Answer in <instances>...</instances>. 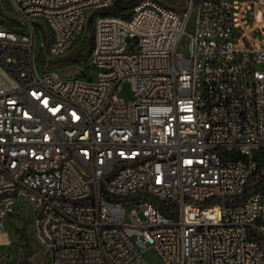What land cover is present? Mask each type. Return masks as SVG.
<instances>
[{
	"label": "built area",
	"instance_id": "2783aa9c",
	"mask_svg": "<svg viewBox=\"0 0 264 264\" xmlns=\"http://www.w3.org/2000/svg\"><path fill=\"white\" fill-rule=\"evenodd\" d=\"M9 1L0 232L28 206L49 264H264V192L234 202L264 149V1ZM93 14L87 72L62 77Z\"/></svg>",
	"mask_w": 264,
	"mask_h": 264
},
{
	"label": "rangeland",
	"instance_id": "374dc122",
	"mask_svg": "<svg viewBox=\"0 0 264 264\" xmlns=\"http://www.w3.org/2000/svg\"><path fill=\"white\" fill-rule=\"evenodd\" d=\"M161 1L170 4L178 9L183 8L186 3L185 0ZM0 14V19L3 20L6 25L11 27H17L15 24V21L17 20V14L9 0H0ZM195 19V15H193L190 19L189 27L187 29L189 33H193L194 31ZM255 25L264 26V19H262L258 15ZM257 34L259 35V39L264 41V29L262 31H258ZM181 46L187 49V42L185 41V39L182 40ZM87 49L88 41L85 42L84 45L80 48L76 47L75 49L71 50L66 56L54 61L55 63H52L50 67L57 69L58 73L62 77L71 76L75 73H81L84 71L87 72L86 68L89 63V56L86 59H83L84 61L81 62L75 61L72 57L77 52H80L81 54H86ZM37 67L39 70L41 69L39 62H37ZM120 87V97L126 100L131 99L133 96L131 81H129L128 79H124L120 83ZM260 152H262V150L258 151L257 154H259ZM262 189L264 192V186L262 187ZM31 216L32 210L28 206H26L25 210L19 216L7 217L4 220V230L0 232V264H23V261L24 264H49V258L45 252V249L33 237L31 222L29 220H26ZM23 226L25 227L26 231V243L28 247L24 259H22L23 241L17 234V231L21 230ZM147 257L152 262V264H164L160 256L153 250L147 252Z\"/></svg>",
	"mask_w": 264,
	"mask_h": 264
},
{
	"label": "trees",
	"instance_id": "16d2710c",
	"mask_svg": "<svg viewBox=\"0 0 264 264\" xmlns=\"http://www.w3.org/2000/svg\"><path fill=\"white\" fill-rule=\"evenodd\" d=\"M139 1L141 0H119L114 6L108 9L102 10L101 12L105 14L112 13L115 15H121V16L127 17L131 12L132 7ZM93 18H94V14L91 16L89 20L90 34L84 41V43L88 41L87 53L86 54H81L80 52L75 53L74 56H72L75 61L81 62L83 59H86L90 55L92 45H93V31H92ZM255 158L258 162V169L255 172V174L250 178V180L246 184L243 191L240 194L235 196V199H234L235 203L241 202L244 198H246L252 192H255L257 190L263 191L262 187L264 186V149L262 150V152L255 155ZM161 207L164 209L165 205L161 204ZM17 234L20 237V239L23 241L22 242V245H23L22 259H24V256H26V251L28 249L27 243H26L27 238H26L25 227L23 226L21 230H18ZM22 263L24 264V261Z\"/></svg>",
	"mask_w": 264,
	"mask_h": 264
}]
</instances>
